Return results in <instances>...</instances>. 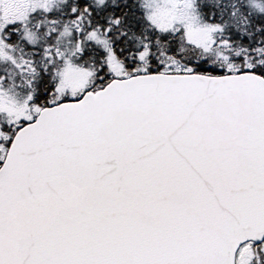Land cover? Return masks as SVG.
<instances>
[{
    "label": "snow or ice",
    "instance_id": "snow-or-ice-1",
    "mask_svg": "<svg viewBox=\"0 0 264 264\" xmlns=\"http://www.w3.org/2000/svg\"><path fill=\"white\" fill-rule=\"evenodd\" d=\"M0 264H264V0H0Z\"/></svg>",
    "mask_w": 264,
    "mask_h": 264
}]
</instances>
